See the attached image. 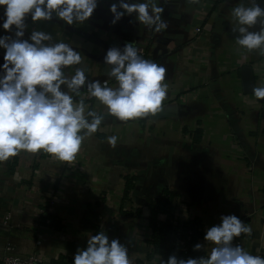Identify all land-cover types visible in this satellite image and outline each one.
Instances as JSON below:
<instances>
[{
	"label": "crops",
	"instance_id": "1",
	"mask_svg": "<svg viewBox=\"0 0 264 264\" xmlns=\"http://www.w3.org/2000/svg\"><path fill=\"white\" fill-rule=\"evenodd\" d=\"M241 2L250 6L248 0H169L162 14L169 27L161 32L127 16L111 26L106 4L91 24L29 22V30H47L55 41L72 43L88 75L110 86L115 81L107 78L105 50L131 41L146 44L144 58L168 70L170 99L154 120L117 122L88 98L105 121L72 164L43 152L9 158L5 170L17 179L10 181L12 188L5 186L3 207L16 212L20 226L0 228V248L10 242L16 253L73 258L103 226L110 238L128 243L134 264H160V256L149 257V220L152 204L167 192L177 196L159 209L161 220L198 218L205 233L222 214H236L252 227L243 248L254 255L264 247V101L252 93L253 86H264V55L246 53L235 42L230 13ZM73 73L74 67L68 74ZM81 95L87 97L86 90ZM117 132L113 148L107 137ZM127 177L134 187L125 197ZM40 207L50 208L52 221L36 230ZM201 242L206 255L215 247Z\"/></svg>",
	"mask_w": 264,
	"mask_h": 264
},
{
	"label": "clouds",
	"instance_id": "2",
	"mask_svg": "<svg viewBox=\"0 0 264 264\" xmlns=\"http://www.w3.org/2000/svg\"><path fill=\"white\" fill-rule=\"evenodd\" d=\"M168 2L0 0V162L21 152H43L72 164L84 141L105 121V114L85 102L88 98H95L117 122L154 120L170 99L167 68L145 59L134 41L105 50L102 62L110 66L107 78L115 81L110 86L107 80L88 75L81 51L72 43L55 41L47 30H29V22L59 21L61 27L91 24L98 8L106 4L111 26L127 16L132 18L130 23L161 32L169 27L162 15ZM248 3L232 8L231 31L241 50L264 55V0ZM85 90L87 97L81 95ZM252 93L257 101H264V86H253ZM118 139L117 132L107 137V143L115 148ZM219 220L205 230L204 242L215 245L206 256L172 254L164 259L161 255L160 264H264V256L234 242L242 234L251 236L252 227L245 220L236 214H222ZM204 247L205 243H196L193 251ZM72 264H133V260L128 243L110 238L101 226L87 237L86 246L77 248Z\"/></svg>",
	"mask_w": 264,
	"mask_h": 264
},
{
	"label": "trees",
	"instance_id": "3",
	"mask_svg": "<svg viewBox=\"0 0 264 264\" xmlns=\"http://www.w3.org/2000/svg\"><path fill=\"white\" fill-rule=\"evenodd\" d=\"M134 187L133 178L127 177L125 197L128 196L130 190ZM166 199H160L152 204V216L149 220L152 229L151 237L148 240L151 246V253L149 257L160 256L167 259L169 255L176 254L179 257L187 258L206 256L203 250L193 251V246L201 241L204 236L201 222L198 218L188 220L166 221L158 217L159 209L161 207H170L171 200L177 194L167 192ZM126 213V212H124ZM47 221H52L51 215L46 217ZM180 240L179 250L177 251L176 239ZM73 258H63L51 260L49 264H72Z\"/></svg>",
	"mask_w": 264,
	"mask_h": 264
},
{
	"label": "built area",
	"instance_id": "4",
	"mask_svg": "<svg viewBox=\"0 0 264 264\" xmlns=\"http://www.w3.org/2000/svg\"><path fill=\"white\" fill-rule=\"evenodd\" d=\"M200 31L201 28L197 27L196 32L199 33ZM136 47L138 48L140 54L143 57L147 54L148 48L146 44L137 45ZM107 83L109 84L108 81ZM7 161L0 162V228L9 231L20 226V222L19 220L14 219L16 214L15 211L9 209L4 210V207L7 206V203L4 200L5 186L7 185L11 186L10 181L17 179V177H14L12 174H9L7 170H5L6 169L5 164L7 163ZM32 164L33 163H31V165ZM3 170H5V172H2ZM54 203L55 201L53 200L51 202V206H54ZM17 209H21L23 211L24 206H18ZM49 210L50 208L47 207L39 208V219H38V223H36V227H35L36 230L39 229V227H41L42 225L48 223L46 216L48 215ZM240 218L242 220H245L246 223H248V219H246L245 217L240 216ZM32 232L35 235H37L38 233V231H32ZM246 240H247V236L242 234L241 237L236 238L234 242L239 243L241 244L242 247H244ZM36 244L40 245L41 240L38 239ZM176 244L177 246L180 245L179 238L176 239ZM257 254L264 256V247H260L257 253L254 255ZM50 261H51L50 259H48L47 257L43 256L38 252H32L29 254L16 253L14 246L10 242H5L0 248V264H49Z\"/></svg>",
	"mask_w": 264,
	"mask_h": 264
}]
</instances>
